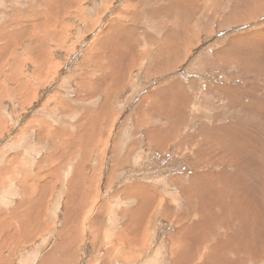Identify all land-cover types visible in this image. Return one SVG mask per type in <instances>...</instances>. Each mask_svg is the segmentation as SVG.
<instances>
[{"label": "rangeland", "instance_id": "1", "mask_svg": "<svg viewBox=\"0 0 264 264\" xmlns=\"http://www.w3.org/2000/svg\"><path fill=\"white\" fill-rule=\"evenodd\" d=\"M263 2L0 0V264H264Z\"/></svg>", "mask_w": 264, "mask_h": 264}, {"label": "crops", "instance_id": "2", "mask_svg": "<svg viewBox=\"0 0 264 264\" xmlns=\"http://www.w3.org/2000/svg\"><path fill=\"white\" fill-rule=\"evenodd\" d=\"M36 151L37 150H35L33 153H31V155H33ZM58 151L61 153L62 159H64V161H62L61 159L59 160L58 158L55 159V155ZM40 153L41 152H38V154H35L36 157L34 158V160H36L38 158ZM87 153L86 152H82V153L79 152V153H75L74 155H72V154L66 153V151L61 152L58 148V150L55 151V153L51 154L50 161H49V162H51V166L48 168L53 169V172H56L57 170H60L61 168H71L72 173L79 175V171H81V169L79 168L78 164L76 163L75 165H71L68 163V161L71 157H73L75 160L80 159L81 161H83V165L87 168L88 164H89L90 156L92 155V153L90 155H88ZM26 156H27L26 153H24V154L23 153H15L10 159L2 162V167L0 170L3 172L8 171V173H9L12 169H16L18 171V173L15 174L13 178H15L20 184L24 185V174H25V172H23V170L26 169V166H27ZM80 157H82V158H80ZM48 160H49V158L46 156L45 159L41 160L39 163L40 169L36 170V172H32L34 169H30L26 173L32 174L34 177L40 178V175L42 173H47L49 171V169L43 170L41 168L42 166L44 168H45V166H47ZM5 167H7V168H5ZM61 170H63V169H61ZM81 174L88 175L86 172H81ZM70 175H71V179H73V180L69 179L67 176V179L65 180L66 184L69 181L71 184L79 183V180H78L79 177H77L73 174H70ZM89 185H90V180H88V186Z\"/></svg>", "mask_w": 264, "mask_h": 264}, {"label": "bare ground", "instance_id": "3", "mask_svg": "<svg viewBox=\"0 0 264 264\" xmlns=\"http://www.w3.org/2000/svg\"><path fill=\"white\" fill-rule=\"evenodd\" d=\"M261 2V1H260ZM257 3V2H256ZM264 3V2H263ZM260 4V3H259ZM258 4V5H259ZM261 5V4H260ZM247 6V5H246ZM254 6V5H253ZM256 7H259V6H256ZM260 8V7H259ZM79 9V8H78ZM253 13V12H252ZM32 15V14H31ZM254 16H256V15H254ZM18 17V16H17ZM261 35V34H260ZM260 38V37H259ZM196 94V93H195ZM222 103V102H221ZM263 113V112H262ZM209 116V115H208ZM236 118V117H235ZM244 120V119H243ZM251 122V121H250ZM206 128V127H205ZM236 129V128H235ZM153 134V133H152ZM234 136V135H233ZM239 147V146H238ZM222 151H223V149H222ZM225 151V150H224ZM225 153V152H224ZM221 155V154H220ZM5 168H7V167H5ZM2 172V171H1ZM14 175V174H13ZM96 175V174H95ZM95 175H93V177H92V182H91V188H92V183H93V178L94 177H96ZM96 179V178H95ZM100 180V179H99ZM97 181V180H96ZM100 182V181H99ZM99 182H98V184H99ZM94 184V183H93ZM98 184H97V186H98ZM94 185H96V184H94ZM142 185H144V184H142ZM140 187V186H139ZM93 189V188H92ZM144 189V188H143ZM135 194H137V190H135V192H134ZM147 194V193H146ZM145 196V195H144ZM151 196V195H150ZM143 197V196H142ZM152 197V196H151ZM150 199V198H149ZM186 199V198H185ZM122 201V200H121ZM155 202H156V199H155ZM159 203V202H158ZM201 203V202H200ZM156 204V203H155ZM145 209V208H144ZM152 210V209H151ZM255 213V212H254ZM203 222V221H202ZM131 225V224H130ZM134 225V224H133ZM182 226V225H181ZM214 229V228H213ZM209 230V229H208ZM207 235V234H206ZM207 237H210V234H209V236L207 235ZM246 237H248V236H246ZM257 237V236H256ZM243 239V238H242ZM137 242V241H136ZM198 242H199V240H198ZM226 242V244H227V246H229V245H231V244H229V243H227V241H225ZM225 242H223V240H221L220 241V243H223V244H225ZM119 243V242H118ZM139 243V242H138ZM142 243V242H141ZM219 243V244H220ZM231 243V242H230ZM235 242H233V244H234ZM222 244V245H223ZM116 245H118V244H116ZM141 245V244H140ZM143 246H144V244H142ZM215 246H213V249L211 250V255H210V257H207V262H210V263H212V264H218V263H222V260H223V258H221V257H224V256H222V254H218V253H215L218 249H220V250H223L224 252H227V250H229V249H226L227 247H225V246H222V245H217V247L218 248H216V244H214ZM237 245V244H236ZM130 245H128L127 243H125V242H123V243H121V247L123 248V249H127V247H129ZM137 246H136V244H135V246L133 247V248H136ZM161 247V246H160ZM131 248V247H130ZM230 250H231V248H230ZM223 252V253H224ZM183 253H184V251H183ZM185 254V253H184ZM235 254V253H234ZM225 255V254H224ZM186 256V255H185ZM227 256V255H226ZM153 257V256H152ZM155 258V257H154ZM162 258V257H161ZM195 258V257H194ZM193 258V259H194ZM225 258V257H224ZM157 259V258H156ZM183 259V258H182ZM220 259H222V260H220ZM232 261V260H231ZM239 261V260H238ZM158 262V261H157ZM184 262V261H183ZM159 263V262H158ZM157 263V264H158ZM185 263V262H184ZM235 263V262H234ZM140 264V263H139ZM156 264V263H155ZM236 264V263H235Z\"/></svg>", "mask_w": 264, "mask_h": 264}]
</instances>
